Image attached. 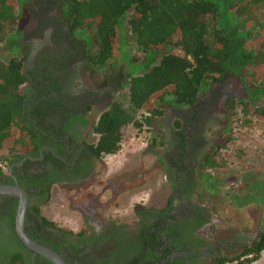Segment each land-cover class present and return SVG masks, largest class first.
I'll use <instances>...</instances> for the list:
<instances>
[{
    "label": "flooded vegetation",
    "instance_id": "af4514ba",
    "mask_svg": "<svg viewBox=\"0 0 264 264\" xmlns=\"http://www.w3.org/2000/svg\"><path fill=\"white\" fill-rule=\"evenodd\" d=\"M49 2L58 25L35 21L23 35L29 49L22 65L25 104L17 120L25 128L28 151L20 157L6 151L0 174V184L18 185L26 193L25 235L66 264H234L251 255L245 251L262 230L263 211L248 217L252 230L241 215L250 205L244 201L257 192L246 188L239 203L234 197L226 205L208 195L215 182L208 162H217L216 148L236 110L228 101L246 97L242 81L224 74L191 105L162 104V115L148 122L159 134L143 147L147 164L141 154L131 167L118 160L109 168L105 158L114 154H97L94 125L125 86L126 75L107 68L97 82L86 77L91 66L84 60L85 43L70 37L60 0H31L27 10L38 20ZM53 192L60 196L59 209L46 215L63 217L70 227L43 225L40 219L46 217L42 203ZM15 205L16 197L0 194V264H14L17 257L21 264H51L18 239ZM225 207L232 209L230 215L223 213Z\"/></svg>",
    "mask_w": 264,
    "mask_h": 264
},
{
    "label": "trees",
    "instance_id": "16d2710c",
    "mask_svg": "<svg viewBox=\"0 0 264 264\" xmlns=\"http://www.w3.org/2000/svg\"><path fill=\"white\" fill-rule=\"evenodd\" d=\"M28 1L0 0V52L7 53L0 56V151H17L18 157L28 151L25 128L17 120L25 104L21 36L29 20ZM58 10L70 31L85 32L87 65L114 70L110 58L117 31L123 29L142 54L127 61L125 73L118 69L126 75V104L114 99L98 116V155L118 152L126 126L146 125L162 114V104L191 105L198 92L224 74L237 76L246 94L239 101L229 100L228 107L241 112L244 125L264 123V0H60ZM120 36L125 59L128 38ZM139 110L144 113L134 118ZM0 159L6 164L5 154ZM31 210L39 215L35 205ZM40 219L53 225L46 217ZM263 248L264 224L245 251L251 256L234 264H249ZM18 259L13 263L21 264Z\"/></svg>",
    "mask_w": 264,
    "mask_h": 264
},
{
    "label": "rangeland",
    "instance_id": "374dc122",
    "mask_svg": "<svg viewBox=\"0 0 264 264\" xmlns=\"http://www.w3.org/2000/svg\"><path fill=\"white\" fill-rule=\"evenodd\" d=\"M52 2H49L50 4L48 3L43 10L38 12V20H36V15L31 16L29 13V20L24 24L26 30L23 29L21 36L22 38L20 37L25 43V50L29 49V41L23 39V35L33 27V23L35 21L38 22V26H41L44 22H53L54 24L58 25L59 18L55 16L54 3ZM30 12L32 11L30 10ZM262 23L264 25V21H262ZM83 34H85V32L79 29L70 31V37L74 40H82ZM120 34L125 38H128L125 46L128 56L125 59H122L121 57L122 50L120 48ZM0 56L5 58L7 53L0 52ZM141 56L142 54L140 53L139 48L135 45L134 40L130 37L129 31L127 29H123L122 32L117 31L115 43L112 49V55L110 58L113 68L120 69L123 73H125L130 68V65L127 61H130L129 59H131V57L140 58ZM135 62L136 61L133 60L132 63L134 64ZM108 72L109 71L107 67H89L87 70H85L84 74L86 77L91 76L94 80H100V78ZM97 80L95 82H97ZM207 89L209 88L206 87L204 92ZM126 93L127 88L124 86L123 89L114 96V99H118L121 104L125 105ZM143 113L144 112L141 110L135 112L133 114L134 118L140 119V115ZM242 117L243 116L241 115V112L236 109L234 110V115L228 118L227 126H229V130L227 132L224 131V134H222L224 137H222L221 144L223 145L221 147L218 145L216 148L217 155L215 158L217 162L212 168L207 169V173L213 174L215 179L214 185L212 187L214 193L210 192L208 195H215L219 200H221L222 203L226 205L227 203L232 204V199L234 197H236L234 202L237 204L239 195L243 194L241 192L246 188L251 189L253 193L257 192L255 197L251 196V199L244 201V204L250 205L247 208L246 206L243 207L245 208V211L242 212L243 215H241V217H245L246 219V227L249 230H252V224L254 222L251 223L248 217H254V215L257 214V210L259 209L263 211L261 217H264V123L256 121L254 125L247 126L246 124L244 125L242 123ZM157 130L158 128H156V126L149 125L148 123L146 125H142L139 129L131 125L123 128V138L120 149L114 155L107 156L105 158L108 167L112 168L115 166L118 160L126 164L127 167H131L133 163L132 159H134L136 156H141V154L144 158V164H147V161L145 160L146 155L143 154V147L150 136H158L159 133ZM4 154H6V150L0 151V155ZM62 202H64L62 204L65 205L66 200ZM59 203L60 196L56 192H53L50 196V199L47 200V202L42 203L41 211L43 214H45L47 219H50L52 223L62 224L64 227H70L69 222L64 221L65 219L63 220V217H49L46 215L56 213L54 211L59 209ZM256 206L260 208H255ZM225 209L223 208V213L230 215L231 212L229 211H232V209H229V207H225ZM61 210L66 209L60 208L59 211ZM235 211L237 212V210ZM240 214L241 213H238V215ZM234 216L236 217V215ZM249 264H264V248Z\"/></svg>",
    "mask_w": 264,
    "mask_h": 264
},
{
    "label": "water",
    "instance_id": "95a60500",
    "mask_svg": "<svg viewBox=\"0 0 264 264\" xmlns=\"http://www.w3.org/2000/svg\"><path fill=\"white\" fill-rule=\"evenodd\" d=\"M0 194L16 197L13 223L15 233L20 242L27 249L38 254L42 258L49 261L51 264H66L59 254L41 244L32 241L23 232L22 222L27 204L26 193L18 185L0 184Z\"/></svg>",
    "mask_w": 264,
    "mask_h": 264
},
{
    "label": "built area",
    "instance_id": "2783aa9c",
    "mask_svg": "<svg viewBox=\"0 0 264 264\" xmlns=\"http://www.w3.org/2000/svg\"><path fill=\"white\" fill-rule=\"evenodd\" d=\"M6 168V164L0 159V169L4 172ZM251 255H249L248 257H250Z\"/></svg>",
    "mask_w": 264,
    "mask_h": 264
},
{
    "label": "crops",
    "instance_id": "0c3cea01",
    "mask_svg": "<svg viewBox=\"0 0 264 264\" xmlns=\"http://www.w3.org/2000/svg\"><path fill=\"white\" fill-rule=\"evenodd\" d=\"M240 198H241V197H240ZM240 198H239V199H240ZM239 199H237V203H239ZM235 200H236V198H235ZM234 203H235V202H234ZM234 203H233V204H234Z\"/></svg>",
    "mask_w": 264,
    "mask_h": 264
}]
</instances>
